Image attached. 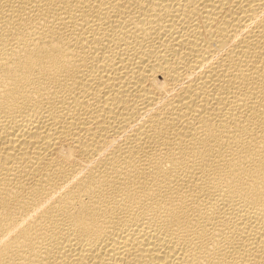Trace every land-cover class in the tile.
Returning a JSON list of instances; mask_svg holds the SVG:
<instances>
[{"label": "bare ground", "instance_id": "bare-ground-1", "mask_svg": "<svg viewBox=\"0 0 264 264\" xmlns=\"http://www.w3.org/2000/svg\"><path fill=\"white\" fill-rule=\"evenodd\" d=\"M0 264H264V0H0Z\"/></svg>", "mask_w": 264, "mask_h": 264}]
</instances>
